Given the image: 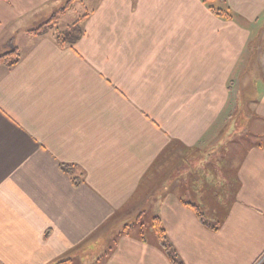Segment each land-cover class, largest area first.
Instances as JSON below:
<instances>
[{
	"label": "crops",
	"instance_id": "0c3cea01",
	"mask_svg": "<svg viewBox=\"0 0 264 264\" xmlns=\"http://www.w3.org/2000/svg\"><path fill=\"white\" fill-rule=\"evenodd\" d=\"M67 1L0 0V55L21 52L0 66V264H178L153 227L116 229L149 209L179 264H256L264 0H75L77 43L29 34Z\"/></svg>",
	"mask_w": 264,
	"mask_h": 264
},
{
	"label": "trees",
	"instance_id": "16d2710c",
	"mask_svg": "<svg viewBox=\"0 0 264 264\" xmlns=\"http://www.w3.org/2000/svg\"><path fill=\"white\" fill-rule=\"evenodd\" d=\"M74 1L75 0H69L68 5H66L61 10L57 11L48 21L43 23L38 28L30 30L29 34H31L33 36H43V35L47 34L49 31H51L52 29H55L57 27V24H58L59 14L64 13L69 7H71V4ZM204 1L208 2V0H204ZM210 8L218 16L227 17V18H231V16H232L231 13L227 10L216 8L212 5L210 6ZM82 20H83V17H80L77 21H75L72 25H70L64 31L56 30L55 34H54L55 40L59 44H62V45L72 46L75 43H77L82 38L83 32H84L82 24H81ZM20 59H21V52L18 48H15L10 52H7L5 54L0 55V66L12 67V66L18 64ZM64 170L71 174V169L69 168V166H66L64 168ZM185 204L191 205L192 207L195 208L197 216L199 217L202 224L210 226L214 230H217L219 228L218 223L214 222V224H212L210 222L209 218L207 216H205V214L202 211H200L196 205L190 204V203H185ZM138 222H140V216H138ZM133 225H135V224H133ZM133 225H129L122 232L132 233V232L136 231L140 234L142 239L146 240L144 237L145 233H147V231L145 230V226L140 227L137 230H135L134 229L135 227H133ZM151 227L154 228V232L156 234V239H157L159 246L161 248H163V250L165 252H167V254L173 260L174 263L179 264L180 262L177 258L178 257L177 251L175 250L171 241L169 240L167 231H166L165 227L163 226L161 218L155 217L152 220ZM69 261H70L69 259H63V260L58 261L57 264H68Z\"/></svg>",
	"mask_w": 264,
	"mask_h": 264
},
{
	"label": "rangeland",
	"instance_id": "374dc122",
	"mask_svg": "<svg viewBox=\"0 0 264 264\" xmlns=\"http://www.w3.org/2000/svg\"><path fill=\"white\" fill-rule=\"evenodd\" d=\"M55 3L56 2H51V5H53V7H54L55 5L58 4V3H56V4ZM68 4H69V0L62 6V8H64ZM90 8H91V5L88 1H84L83 3L75 1V3H72L71 7L69 9H67L68 11L66 10L67 13L64 16H61V15H63V13L59 14L60 22L57 24V27L55 29H52V31H56V30H60V31L63 30L64 31V30H66L70 25H72L75 21L78 20L80 15L85 14L87 11L90 10ZM217 8H219V7H217ZM61 9H59V10H61ZM221 9H225V8L221 7ZM59 10H57V11H59ZM22 38H24V35L17 34V40L19 43H22V41H21ZM259 38H260L259 42H256V44H259L261 47V45L264 44V31L262 33H260ZM258 55H259V53H258ZM241 104H243V103H241ZM244 134H245V132H244ZM167 164H168V162H167ZM219 184H223V186H228V183L224 182V180L219 181ZM145 206H146V202H145ZM152 215L153 214H152L150 209L145 210V214L143 215V218L140 219V222H138V216L136 218H132V219L130 218L127 220L128 222L126 224L120 223V224L116 225V229H121V228L125 229L129 225L135 224L136 226L133 225V227H135L134 228L135 230H137L140 227L145 226V230L148 233V231H149V229H151V225H152V220H151ZM114 235H115V233L112 232V235L109 234L106 241L93 243L94 245L92 244L91 246H94V247L92 248L91 253L87 258L94 260L98 255H102L101 257H103V254L106 252V250L109 251L110 247L113 245L114 240H115ZM91 246H90V248H91ZM84 257H85V255H83V256L78 255L76 258L73 257L72 259L75 258V262L73 264H83L84 263ZM65 259H71V257H65ZM85 262H86V260H85ZM263 263H264V256L262 258H260L256 264H263Z\"/></svg>",
	"mask_w": 264,
	"mask_h": 264
}]
</instances>
